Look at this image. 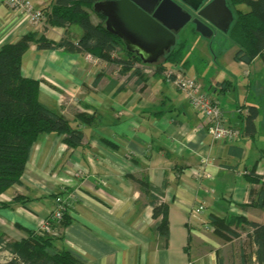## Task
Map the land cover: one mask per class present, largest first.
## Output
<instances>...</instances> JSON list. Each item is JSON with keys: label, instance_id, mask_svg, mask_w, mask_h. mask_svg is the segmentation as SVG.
Segmentation results:
<instances>
[{"label": "crops", "instance_id": "obj_1", "mask_svg": "<svg viewBox=\"0 0 264 264\" xmlns=\"http://www.w3.org/2000/svg\"><path fill=\"white\" fill-rule=\"evenodd\" d=\"M1 1L0 47L31 30L54 41L64 33L74 42L81 36L73 26L65 31L43 21L30 25ZM31 1L42 9L52 0ZM181 40L187 43L188 38ZM92 42L105 47L107 39L96 31ZM88 54L96 57L62 48L38 49L32 43L23 55L22 75L39 81L42 102L65 116L83 137L75 148L55 133L42 134L33 144L20 183L0 193V236L5 242L0 258L2 252L14 253L10 246L27 238L37 221L50 215L60 195L68 197L65 213L69 222L54 227L53 235L59 236L55 247L67 249L79 258V264H219L218 258L221 264H244L243 256L257 264L256 246L245 229L236 228V236L223 230L218 235L202 224L213 226L209 215L225 218L229 214L264 223V207L248 205L259 197L261 185L248 181L245 171L257 159L264 162L260 156L264 147L253 143L256 117L245 130L248 104L231 107L229 102L227 110L221 106L226 122L237 126L240 134L231 143L219 142L208 133L205 120L191 109L185 95L163 77L162 70L157 71V64L163 63L164 68L177 66L192 74L188 61L168 64L164 56L155 63L140 60L136 63L142 65L139 75L99 57L92 60ZM257 58L264 56L249 64L232 60L248 74ZM144 65L154 68L153 74L143 72ZM211 72V67L205 70L206 84L198 82L218 99L230 80L210 76ZM76 113H84L89 120L82 122ZM250 148L256 156L247 166L241 158L251 156ZM79 168L86 170L85 176L76 175ZM198 169L199 175L195 173ZM143 174L157 188L166 182L162 200L168 205L169 236L163 249L149 232L153 224L149 199L130 177ZM200 202H205V208L197 215L193 209Z\"/></svg>", "mask_w": 264, "mask_h": 264}, {"label": "trees", "instance_id": "obj_2", "mask_svg": "<svg viewBox=\"0 0 264 264\" xmlns=\"http://www.w3.org/2000/svg\"><path fill=\"white\" fill-rule=\"evenodd\" d=\"M95 1L98 0H52L41 9L45 25L60 27L65 31L69 26L77 25L81 36L76 42L70 40L65 33L58 41H54L41 32L31 30L15 42H8L0 47V193L20 183L31 148L40 135H63L62 141L74 148L79 147L82 142V131L73 126L60 112L42 102L39 81L22 75L23 55L30 44L34 43L38 49L62 48L68 52H88L107 62H114L123 71L132 69L134 74L141 75L140 68L136 66V63L140 62L139 57L126 53L122 40L105 29V18L93 11ZM227 1L230 2L234 14L228 30L231 42L237 46L233 59L249 64L256 57L264 56V0ZM93 15L97 18L96 22L92 18ZM192 29L196 32L194 27ZM96 31L102 32L106 37L105 47L93 45L92 34ZM185 45V40L177 41L175 46L165 53L164 62L174 65L182 63ZM118 52L122 53L121 56H112ZM163 69V63L157 64L158 72ZM249 109V125L245 126L246 131L250 128V121L257 115L255 106H249ZM76 118L84 123L89 120V116L84 113H76ZM239 149L241 153L242 149ZM260 153V156L264 157V148L260 149ZM257 162L258 159L249 172L245 173V177L248 181L261 185L259 176L254 174ZM130 177L148 197V204L152 206L153 224L149 230L150 234L158 239L160 248H166L169 228L168 205L162 200L165 180L161 189L153 186L145 174ZM259 192V197L255 201L251 200L248 205L264 207L262 188H259ZM208 221L218 235L222 234L223 230L236 236V228L245 229L256 246L254 254L257 264H264V223L250 221L241 214H229L225 218L209 215ZM68 222L67 214L64 213L60 226H66ZM58 225L54 224V227ZM58 239L59 236L36 234L31 230L29 237L15 241L10 246L14 256L3 264H79V258L67 249L55 247ZM4 246V239L0 236V249ZM248 260L245 256L242 257L244 264H253ZM218 262L221 264L220 258Z\"/></svg>", "mask_w": 264, "mask_h": 264}, {"label": "water", "instance_id": "obj_3", "mask_svg": "<svg viewBox=\"0 0 264 264\" xmlns=\"http://www.w3.org/2000/svg\"><path fill=\"white\" fill-rule=\"evenodd\" d=\"M180 1L194 11L198 9L192 23L203 37H211L213 28L227 31L233 21L225 0ZM92 7L105 18V29L122 40L126 53L139 57L142 63L157 62L175 45L176 33L191 20V14L174 0H98Z\"/></svg>", "mask_w": 264, "mask_h": 264}, {"label": "rangeland", "instance_id": "obj_4", "mask_svg": "<svg viewBox=\"0 0 264 264\" xmlns=\"http://www.w3.org/2000/svg\"><path fill=\"white\" fill-rule=\"evenodd\" d=\"M193 26L192 22H188L181 29L180 34L176 35V42L178 39L181 41L182 37L188 38L182 56L184 61H188L187 70L192 73L190 74L191 76H195L199 82L204 84H206V77H203V75L205 70L210 67L212 69L210 76L217 74L221 75L219 77L220 80H230L228 89L217 96L221 106L224 107L226 105L225 110H227L229 102L233 105L231 107L242 103H247L248 106H256L255 126L257 134L253 143L258 147H264V59L260 60L257 58L256 62L250 65V72L246 74L233 61V53L237 46L231 42L228 31L213 28L212 36L205 38L196 32L192 33L190 28H193ZM73 27L78 28L77 25H73ZM213 54L216 57V61ZM202 55L204 59L200 61L199 57ZM250 154L251 156L246 155L241 158L242 164L246 163L247 166L252 164L256 153L251 149Z\"/></svg>", "mask_w": 264, "mask_h": 264}, {"label": "built area", "instance_id": "obj_5", "mask_svg": "<svg viewBox=\"0 0 264 264\" xmlns=\"http://www.w3.org/2000/svg\"><path fill=\"white\" fill-rule=\"evenodd\" d=\"M1 3L10 10L24 16L25 20L30 25H36L43 20V13L41 9L35 8L31 0H2ZM88 56L90 59L95 60V58L90 54H88ZM141 66L138 67L141 68ZM141 70L150 74H153L154 72V68L145 67V65ZM162 74L166 80L171 81L177 89L184 93L192 110L201 114L206 122L207 131L214 140L231 143L239 137L240 129L237 126L230 125L226 122L219 100L210 95L209 92L202 89V86L195 76H191L182 68L177 66L164 68L162 70ZM197 171H199V169L195 171V173L199 175ZM85 172L86 170L84 168H79L77 169L76 175L83 177L85 176ZM245 173L248 172L245 171ZM254 174L259 176L264 195V162L257 163ZM67 205L68 197L57 195L54 199L52 212L45 219L37 221L33 231L36 234H54V224H60ZM204 208L205 202H200L193 209V212L199 215ZM202 224L207 229H214L213 226L208 225L205 221H203ZM29 236L30 235L28 234L25 237ZM1 255L3 258L0 259L7 262L14 256V253L2 252Z\"/></svg>", "mask_w": 264, "mask_h": 264}, {"label": "flooded vegetation", "instance_id": "obj_6", "mask_svg": "<svg viewBox=\"0 0 264 264\" xmlns=\"http://www.w3.org/2000/svg\"><path fill=\"white\" fill-rule=\"evenodd\" d=\"M160 1V0H159ZM178 5H180L182 7V9L184 11H188L190 14H191V20L189 22H192V19H194V17L196 16V13L198 12V9L197 10H192L188 5H186L184 2L180 1V0H174ZM209 0H205V3H207ZM226 2V5L228 6V8L232 11L233 13V10H232V7L230 5V2L225 0ZM205 3H203L202 5H204ZM202 5L199 7V9L202 7ZM233 19H234V14H233ZM186 25V24H185ZM181 31V30H180ZM180 31L176 33V35L180 34ZM165 55V54H164ZM163 55V56H164Z\"/></svg>", "mask_w": 264, "mask_h": 264}]
</instances>
